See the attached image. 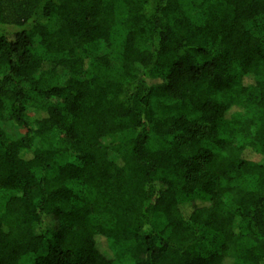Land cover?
<instances>
[{
	"label": "trees",
	"instance_id": "obj_1",
	"mask_svg": "<svg viewBox=\"0 0 264 264\" xmlns=\"http://www.w3.org/2000/svg\"><path fill=\"white\" fill-rule=\"evenodd\" d=\"M0 264H264V0H0Z\"/></svg>",
	"mask_w": 264,
	"mask_h": 264
},
{
	"label": "rangeland",
	"instance_id": "obj_2",
	"mask_svg": "<svg viewBox=\"0 0 264 264\" xmlns=\"http://www.w3.org/2000/svg\"><path fill=\"white\" fill-rule=\"evenodd\" d=\"M119 14L120 15L122 14V12L120 11V9H119ZM124 137H128V135L127 134H122V135H119V136H115V137H112V138H108L106 140V143H111V142L116 141V140H122Z\"/></svg>",
	"mask_w": 264,
	"mask_h": 264
}]
</instances>
